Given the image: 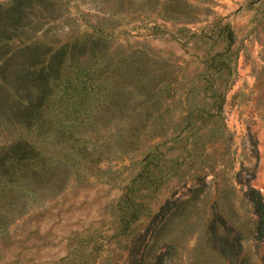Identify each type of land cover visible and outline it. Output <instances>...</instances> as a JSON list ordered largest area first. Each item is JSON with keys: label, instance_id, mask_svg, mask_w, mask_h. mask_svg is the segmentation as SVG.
I'll return each instance as SVG.
<instances>
[{"label": "rangeland", "instance_id": "1", "mask_svg": "<svg viewBox=\"0 0 264 264\" xmlns=\"http://www.w3.org/2000/svg\"><path fill=\"white\" fill-rule=\"evenodd\" d=\"M45 14L43 41L109 38L122 104L66 155L55 146L45 184L3 192L0 264H126L134 243L151 259L165 238L164 264H226L206 242L213 202L242 234L243 263L264 264L244 196L251 184L264 199V0H53Z\"/></svg>", "mask_w": 264, "mask_h": 264}, {"label": "trees", "instance_id": "2", "mask_svg": "<svg viewBox=\"0 0 264 264\" xmlns=\"http://www.w3.org/2000/svg\"><path fill=\"white\" fill-rule=\"evenodd\" d=\"M52 4L53 0H0V200L4 191L26 182L45 184L60 163L56 156L55 163L49 162L52 152L58 151L55 146L66 155L67 150L75 149L73 142L81 139L82 128L95 126L106 110L122 104V82L117 78L118 65L108 54L107 36L85 31L54 45L35 35L37 20L51 14ZM110 80L115 91L106 84ZM37 140L49 142L51 148L42 151ZM244 196L255 215L254 237L261 238L263 195L247 184ZM178 199L162 203L147 230L162 229ZM205 224L210 251L223 256L226 264H244L240 258L242 234L216 202L210 205ZM163 245L164 250L146 259L134 243L126 264H164L176 243L165 238Z\"/></svg>", "mask_w": 264, "mask_h": 264}]
</instances>
